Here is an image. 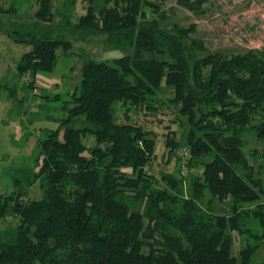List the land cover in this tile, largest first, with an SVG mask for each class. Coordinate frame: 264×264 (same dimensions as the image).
I'll return each instance as SVG.
<instances>
[{
  "label": "trees",
  "instance_id": "obj_1",
  "mask_svg": "<svg viewBox=\"0 0 264 264\" xmlns=\"http://www.w3.org/2000/svg\"><path fill=\"white\" fill-rule=\"evenodd\" d=\"M89 1L75 23L63 15L54 23L52 0H41L28 29L5 31L29 46L18 75L50 70L58 48L67 53L95 37L132 53L84 60L66 116L38 139L34 166L13 169L12 190L0 193V264H250L264 239L262 167L246 155L250 135L264 144V47L202 53L194 25L166 23L155 4L148 15L146 0H104L99 8ZM204 1L177 4L201 13ZM162 87L189 124L184 143L167 136L166 145L186 149V165L203 168V192L189 197L169 174L158 186L146 170L151 133L115 116L116 103H146ZM80 119L87 125L76 126ZM250 156L264 162V145ZM35 183L41 195L29 198ZM226 200L227 213L210 206ZM244 204L254 205L259 235L246 225ZM232 231L242 239L237 254Z\"/></svg>",
  "mask_w": 264,
  "mask_h": 264
},
{
  "label": "rangeland",
  "instance_id": "obj_2",
  "mask_svg": "<svg viewBox=\"0 0 264 264\" xmlns=\"http://www.w3.org/2000/svg\"><path fill=\"white\" fill-rule=\"evenodd\" d=\"M92 1L95 8L104 4V0ZM146 2L152 3L142 7L148 15L155 4L160 11H164L166 23L186 27L194 25L195 29L190 36L202 42L205 47L202 53L219 51L236 54L246 49L264 47V0H205L201 4L204 10L201 13L179 6L177 0ZM51 4L54 23H59L62 15L75 23L85 13L90 1L52 0ZM40 5L41 0H0L2 10H13L10 13L0 12V84L4 85L0 88V193L12 190L13 169L23 165L34 166L38 154V139L43 129L55 128L58 125L57 119L66 116L65 102L79 84L82 62L89 58L106 61L132 53L131 47L112 49L105 44L104 37H95L75 42L67 53L58 48L55 64L50 70L18 75L16 66L29 46L14 41L5 31L13 28L28 29L29 26L24 24L34 20V14ZM171 97L172 90L162 87L149 96L146 100L148 105L118 102L114 105V111L118 122L139 124L154 138L155 150L146 170L159 180L158 186H165L162 176L169 174L181 180L180 193L189 197L196 188L200 193L203 192V168L201 165H186V149L171 150L166 145L167 136H174L184 143L189 130L187 118L181 116L177 107L169 103ZM75 125L83 127L87 124L80 119ZM91 141L92 137L85 138L87 144ZM263 145L250 135L246 155L249 156L250 163L261 165L264 179V162L259 158L253 161L250 156V150H260ZM40 195L41 190L38 183H35L29 190L28 197L38 198ZM208 200L209 195L206 193L203 202ZM210 206L215 212L227 213L224 208L229 207L230 203L226 200L222 205L213 202ZM242 208L248 211L246 225L250 233L259 235L261 228L252 213L254 205L244 204ZM231 235L232 250L237 254L242 239L235 231ZM249 239L255 242L252 237ZM250 264H264V239L259 242V248Z\"/></svg>",
  "mask_w": 264,
  "mask_h": 264
}]
</instances>
